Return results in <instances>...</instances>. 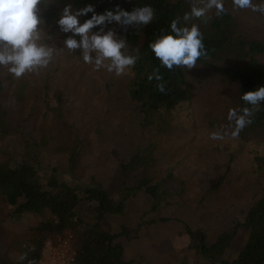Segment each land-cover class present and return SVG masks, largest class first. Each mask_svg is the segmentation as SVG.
<instances>
[{
	"label": "rangeland",
	"instance_id": "rangeland-1",
	"mask_svg": "<svg viewBox=\"0 0 264 264\" xmlns=\"http://www.w3.org/2000/svg\"><path fill=\"white\" fill-rule=\"evenodd\" d=\"M192 2L186 0L189 11ZM66 5L46 0L41 15L60 14ZM225 8L234 19L237 34L264 41V15L233 10L231 0H225ZM213 15L214 10L208 13L209 18ZM109 28L123 35L119 25L113 23L105 31ZM259 63L264 72V55L259 56ZM214 69V64L185 68L191 102L176 110L169 144L163 141L160 145L167 151L162 153L157 167L150 171L141 168L129 175L128 181L133 184L145 177L162 183L155 203L138 191L126 200L122 214L109 215L105 220L112 234L124 231L115 243L123 248L124 261L130 264L199 263L194 251L188 249L185 228H200L209 240L222 231L231 232L261 193L263 180L251 161L256 155L264 157V129L247 126L235 138H209L210 133H222L229 124V109L241 108L237 84L224 80ZM127 78L128 73L116 76L104 69L93 71L83 62L79 50L73 55H56L47 69L14 77L12 93L6 102L2 101L6 122L20 127L36 103L41 116L47 113L46 127L54 113L60 114L70 125V133L40 147L33 143L34 139L39 141L36 126L20 127L21 133L0 141V164L11 166L27 158L37 166L42 180L54 175L71 186L100 185L119 199L126 186L119 176L120 164L128 162L145 142L141 138L140 114L127 97ZM57 92L61 93L59 98ZM67 136L66 142L63 139ZM8 211L0 203V216ZM49 217L47 212L25 213L17 221L0 223V264L18 262L19 254L27 248L29 229Z\"/></svg>",
	"mask_w": 264,
	"mask_h": 264
},
{
	"label": "trees",
	"instance_id": "trees-1",
	"mask_svg": "<svg viewBox=\"0 0 264 264\" xmlns=\"http://www.w3.org/2000/svg\"><path fill=\"white\" fill-rule=\"evenodd\" d=\"M59 1L70 3L74 9L92 5L96 14L114 10L116 6L128 12L145 5H150L155 10V18L151 24L138 29L129 27L126 31L121 28L122 36L127 39L128 52L139 50L141 56L135 67L128 72L126 92L134 110L140 114L141 138L145 142L128 162L120 164L119 176L122 175L126 186L119 199L112 197L100 185L71 186L54 175L42 180L37 166L27 158L16 161L11 166L0 164V203L9 208L8 212L0 216V223L6 220L17 221L25 213H49V220L29 229L25 252L28 248L35 247L34 251L28 252V260L35 261V264L41 257L45 241L59 237L65 230H71L75 234V264H130L124 261L123 248L115 243V239L124 234V231L112 234L106 227L105 220L109 215L122 214L126 200L135 196L138 191L154 203L159 196L161 182L154 181L153 177H145L133 184L128 181L129 175L141 168L143 171H150L157 167L162 153L167 151V147L160 146L161 142L166 144L170 141L169 137L174 132L172 122L176 117V110H180L182 105L190 104L191 89L185 77V68L169 71L161 67L148 45L161 33V29L169 32L171 20L189 12V6L185 7L186 0H177L175 3L168 0ZM91 15L89 13L80 17L81 23ZM41 16L46 33L53 37L51 42L62 47V40L71 33L59 31L56 25L59 14L48 13ZM189 23L199 25L205 49L209 53V59L201 58L197 65L209 67L214 64V70L224 80L237 84V99L241 108L249 107L241 100V95L264 86V72L259 63V56L264 55V41L237 34L234 19L228 11L220 17L214 14L207 23L202 19H194ZM62 53L70 55L66 50ZM156 68L160 69V74L164 77L162 82L166 84L167 94L160 93L156 88L159 82L147 79ZM13 80L14 76L6 68L0 67V141L9 135L21 133L20 127L31 129L36 126L39 132L38 143L35 139L33 141L32 138H27L40 147L55 143L59 136L70 133V125L60 114L54 113L50 128L46 127L47 113L41 116L36 103L29 108V114L20 127L7 123L2 101L6 102L12 93ZM59 96L61 93L57 92V97ZM251 119V129H264V103ZM68 137L63 140L67 142ZM231 157L233 156L230 155V161H233ZM71 160L73 161V156L69 158L70 164ZM251 164L255 173L263 180L261 193L244 211L242 219L237 221L231 232L222 231L209 240L202 229L185 228L190 241L188 249L194 251V255L200 260L196 264H264V157L256 155ZM152 208L154 210L155 205ZM229 256L231 260H228ZM5 264H28V261Z\"/></svg>",
	"mask_w": 264,
	"mask_h": 264
},
{
	"label": "clouds",
	"instance_id": "clouds-1",
	"mask_svg": "<svg viewBox=\"0 0 264 264\" xmlns=\"http://www.w3.org/2000/svg\"><path fill=\"white\" fill-rule=\"evenodd\" d=\"M45 4L46 0H0V67L6 68L17 79L47 69L55 56L65 50L72 55L79 50L83 62L91 65L93 71L104 69L116 76L125 75L141 59L140 52L133 50L129 53L126 37L117 35L111 28L105 31L106 26L115 23L126 31L129 27L147 26L155 18V10L150 5L136 7L131 12L116 6L114 10L96 14L92 5L74 9L69 3L60 12L56 25L61 33L71 35L62 40V47H58L47 42L53 37L44 30L41 12L42 6L46 8ZM231 4L233 10H251L264 15V0L258 3L254 0H231ZM213 10L217 17L226 14L225 0H193L189 12L171 20L169 32L161 29V33L148 45L161 67L169 71L181 67L192 70L201 58L209 59L199 25L189 22L202 19L207 23L208 13ZM89 13L91 17L81 23L80 17ZM93 29L98 30L94 32ZM147 79L159 82L156 88L167 94L159 68L154 69ZM241 100L249 107L229 109V124L222 133H210V139H223L225 135L235 138L249 126L251 117L264 103V86L243 93ZM34 250V246L28 248L19 254L18 260L35 264V261L28 260V252Z\"/></svg>",
	"mask_w": 264,
	"mask_h": 264
},
{
	"label": "built area",
	"instance_id": "built-area-1",
	"mask_svg": "<svg viewBox=\"0 0 264 264\" xmlns=\"http://www.w3.org/2000/svg\"><path fill=\"white\" fill-rule=\"evenodd\" d=\"M74 242L71 230H65L56 240H47L37 264H75Z\"/></svg>",
	"mask_w": 264,
	"mask_h": 264
}]
</instances>
